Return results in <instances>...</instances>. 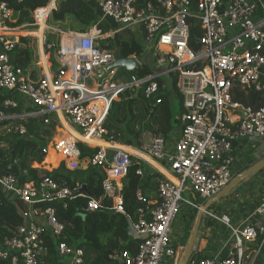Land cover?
Returning <instances> with one entry per match:
<instances>
[{
    "label": "built area",
    "instance_id": "built-area-1",
    "mask_svg": "<svg viewBox=\"0 0 264 264\" xmlns=\"http://www.w3.org/2000/svg\"><path fill=\"white\" fill-rule=\"evenodd\" d=\"M86 1L96 9L100 21L110 23V30L103 32L95 25L89 31H61L57 45H46L44 38L45 53L55 46L57 49L59 68L55 74L50 66L48 72L42 67L33 79L28 70L15 67L9 51L19 39L0 33L1 105L17 107L18 96L30 108L23 113L0 111V121L43 117L47 124L54 122L57 136L43 152L48 155L54 149L61 153L68 169H101L104 193L98 197L83 190L86 184L70 187L53 176L25 180L28 169L20 166L18 158L13 159L0 173V200L21 201L27 209L21 211L23 222L0 243V258L10 264H46L50 236L57 242L61 264H83L85 251L63 239L65 225L55 206L63 203L66 207L77 195L87 200L84 212L107 209L103 207L107 196L112 200L107 210L126 215L122 179L133 158L142 159L121 150L119 146L127 145L115 141L104 124L121 93H135L139 87L148 99L159 89L169 94L175 89L181 97L182 111L171 137L147 131L136 148L173 178L156 168L162 175L157 181L156 198L148 200L138 190V219L129 218L127 232L136 247L134 251L116 252L114 257L122 264H169V260L178 264L185 247L176 245L173 226L183 205H188L229 228L231 237L217 254L192 255L187 264H253L264 245V195L253 213L236 222L230 213L204 210L203 202L184 193L189 191L206 200L215 196L235 175V143L240 138H264V105L255 109L234 99L236 89L264 93V0ZM47 7L34 10L32 25L40 27L45 18L48 22ZM56 8L55 2L50 13ZM13 13L7 2L0 1L1 27ZM119 32H129L141 44L139 54L128 56L139 65L127 82L115 80L117 68L116 72L108 71L116 61L115 49L101 45L102 40ZM146 53H150L155 69L140 75L138 70L150 68L141 58ZM104 72L106 76L100 77ZM67 77L71 86L60 89ZM94 82L96 91L91 88ZM103 96L104 103H99ZM67 126L78 136L64 135ZM16 129L20 134L27 131L22 123ZM86 135L104 145H89L82 138ZM81 145L95 151L84 155ZM137 174L143 176V169L139 168Z\"/></svg>",
    "mask_w": 264,
    "mask_h": 264
},
{
    "label": "trees",
    "instance_id": "trees-1",
    "mask_svg": "<svg viewBox=\"0 0 264 264\" xmlns=\"http://www.w3.org/2000/svg\"><path fill=\"white\" fill-rule=\"evenodd\" d=\"M7 2L14 10V19L7 21L11 28L24 27V29H36L32 23L34 22L33 12L37 7L47 6L45 9L50 11L56 0H0ZM141 2L147 0H140ZM51 19L57 22H66L72 20L70 28L78 30H87L97 25L103 32L110 30V23L100 21L99 14L96 9L86 0H57V8L51 13ZM46 25H41L34 32H28L39 36V46L42 49V67L45 72H48L49 66L55 74L58 71L59 64L55 59V48L49 49L51 61L44 55L43 44L44 35L47 31ZM200 33L199 28L196 29ZM18 33V32H17ZM55 35V36H53ZM60 40V34L52 33L47 35L45 44L55 43L57 45ZM36 37L31 35L22 36L19 42L16 43L12 50L9 51L11 62L15 67L28 70L30 77L37 78L36 70V54L34 45ZM101 45L105 48L115 49L116 46L121 48V54L128 57L131 54L141 52V44L129 32H119L112 38H106L101 41ZM1 51V47H0ZM153 70L147 67L138 70V74L144 75ZM68 78L64 79V82ZM162 82V80H161ZM174 94H169L166 90L159 89L155 97L148 99L142 91L136 96L134 92L126 90L121 93L120 100L114 101L104 127L107 129L110 136L114 140L139 148L142 144V137L145 132L150 131L157 135H162L170 138L175 129L176 116L182 111V100L178 92L174 89ZM6 95H9L5 92ZM178 98L177 111L173 110L171 97ZM19 104L17 107L5 108L0 102V111L7 113H23L24 110L30 108L25 107L20 97L16 96ZM161 98V103H156V100ZM234 99L243 103L246 106H251L255 109L264 105V93L262 92H245L244 90L236 89ZM105 97H101L98 102L104 103ZM176 112V113H175ZM19 122L26 126L25 134H16L12 138L7 136L4 140L8 143L5 147H0V173L6 164L18 158L20 166L27 168L29 173L24 177L25 180H38L44 176H53L60 179L63 183L70 187H75L78 184H86L88 191L98 197L102 196L104 191L102 182L105 177L103 171L97 167H89L86 170L82 169H66V165L62 169L56 171L49 165V157L43 152V148L51 145V139L56 135V124L54 122L47 124L43 117H28L26 119H5L0 121V125H8L10 122ZM83 154L93 152L95 149L89 148L86 145H81ZM133 163L130 165L128 174L122 179V192L124 199V207L126 215L116 213L109 218L103 212H84L83 208L87 205V200L77 195L69 200L65 207L63 203L55 204L57 215L61 222L65 225L63 239L69 244L81 247L85 251L83 264H122L114 257L116 252H121L125 249L134 251L136 244L134 240L127 235L129 227V218L136 221L138 219V210L141 207V202L138 200L137 192L140 189L144 196L150 200L157 196V181L162 175L143 160L133 158ZM252 161L245 166L248 168ZM141 168L144 175L137 174V170ZM242 169L241 171H243ZM17 172V168L15 170ZM249 179V178H248ZM197 197V196H196ZM198 201V197L196 199ZM48 205V204H47ZM104 208L112 207V200L105 196L103 200ZM27 209V204L21 201H9L8 199L0 200V243L10 236L14 229L23 222L21 211ZM191 214L187 220L184 243L186 245L193 229L198 210L191 208ZM201 230V226H200ZM261 239H259L260 241ZM57 242L48 236V253L46 264H61L62 261L57 253ZM217 251V246L214 241L208 240L205 249V256H213ZM197 252V251H196ZM194 250L193 256L203 255ZM0 264H10L8 259L0 258ZM253 264H264V245L255 258Z\"/></svg>",
    "mask_w": 264,
    "mask_h": 264
},
{
    "label": "rangeland",
    "instance_id": "rangeland-1",
    "mask_svg": "<svg viewBox=\"0 0 264 264\" xmlns=\"http://www.w3.org/2000/svg\"><path fill=\"white\" fill-rule=\"evenodd\" d=\"M56 5H57V0H56ZM51 8V7H50ZM52 13V12H51ZM50 13V16H51ZM11 19H14V16H11ZM256 19V18H255ZM8 21V19H7ZM7 21H5V24L3 23L2 27L0 24V33L4 34L6 36H9L10 38L13 39H21L22 36H26V35H31L36 37V43L34 45L35 48V54H36V70L37 73L40 74L41 70H42V58H43V53H42V49H40L41 47L39 46V36L36 34H31L28 32H34L36 30H38L40 27L39 26H35L33 25L36 29L33 30H29V29H24L25 25L22 27H17V28H11L9 27V25L7 24ZM10 21V19H9ZM72 24V20H68V21H64V22H57L54 21L53 19H51V17H49V20L47 22V31L44 35V38L46 39L47 35H51L52 33L58 35L60 34L61 31H74V30H78V29H71L70 25ZM88 31L90 29H87ZM87 30H82V31H87ZM81 31V30H78ZM18 32V33H17ZM55 36V35H53ZM43 48H44V44H43ZM48 50H46L47 53L44 52V55H47V58L49 60V63L51 61V54L48 53ZM44 51V49H43ZM137 54V53H134ZM133 54L129 55L132 56ZM142 60L148 64V66L150 67V69L154 70L155 66H154V62L152 60V57L150 55V53H146L143 57H141ZM114 70V68L112 69ZM116 72V69H115ZM119 74V75H118ZM116 73V75H118L115 80H119L122 82H127L129 81L130 77L127 73L126 70H122L119 73ZM99 80V79H98ZM98 87V86H97ZM171 94H174L173 90L169 91ZM106 97V96H105ZM171 101H172V106H173V110L177 111V107H178V98L175 97L174 95L171 97ZM176 113V112H175ZM177 117V116H176ZM19 125V122H10L8 125H0V147H5L7 146V142L4 140L7 136L11 135V137L13 138L14 135L16 134V126ZM175 126L177 127V121H175ZM175 127V128H176ZM66 128H70V127H66ZM71 129V128H70ZM72 130V129H71ZM67 133V132H66ZM66 133H64V135H66ZM68 134V133H67ZM57 136V135H55ZM55 136L51 139L52 140L55 138ZM67 136V135H66ZM241 141L243 142H248L247 146L243 152V155L238 156V160L236 162L237 166L242 165V168L249 164L251 161L253 163H255L256 161H258L259 159L264 157V140L261 141V138L258 136H254L251 139H249L251 142H249L247 139L245 138H240ZM149 137L147 138V141H149ZM252 143V144H251ZM256 143V144H255ZM135 148V147H133ZM127 149V148H125ZM136 149V148H135ZM131 155V154H130ZM48 157H49V165L52 168H56V171H59L60 169L63 168V166L65 165V159L63 158L64 156L61 153L56 152L54 149H51L48 153ZM136 157V156H134ZM137 158V157H136ZM138 159V158H137ZM144 161V160H143ZM145 162V161H144ZM147 163V161H146ZM251 163V164H253ZM149 164V163H148ZM250 164V165H251ZM150 166L154 167L153 165L149 164ZM66 169H68L67 167H65ZM156 169V167H154ZM158 170V169H157ZM235 172V170H234ZM261 172L257 173L256 175L258 176ZM256 175L250 177L248 179V181L246 182H242L241 184H239L234 190H232V192H230L229 194L223 196L218 202L213 203L210 206V209L218 212V213H223V211H226L228 213H232V214H238L239 212V207L236 208L234 207V209L231 210V197H234V199L237 198V194H239V198H242L243 194L245 193V191L249 186L254 184L255 181V177ZM262 175H264V170L262 172ZM263 182H264V176L262 177ZM249 194V192H247V195ZM185 196L192 198L194 200L197 199L198 197V202L202 203L205 202L206 199L200 197V196H193V194L189 191L184 193ZM255 199H261V197L255 198ZM197 201V200H196ZM228 209V211H227ZM191 208L188 207V205H183L182 211L180 213V215L177 217V219L174 222V226H173V239L176 243V245L178 246H186V245H181L184 243V236H185V232H186V224H187V220L189 218V215L191 214ZM241 214V213H240ZM242 218L244 215H240ZM231 237V230L229 228H226L222 223L212 219L211 217L207 216V215H203V219H202V223H201V230L199 231V235L198 238L196 240V244L194 249H198L200 247V245L202 244V239H206V240H213L215 245L218 247H221L225 242H227ZM196 252V251H195ZM197 253V252H196ZM67 260V258H64V261ZM169 264H171L170 260H169Z\"/></svg>",
    "mask_w": 264,
    "mask_h": 264
},
{
    "label": "water",
    "instance_id": "water-1",
    "mask_svg": "<svg viewBox=\"0 0 264 264\" xmlns=\"http://www.w3.org/2000/svg\"><path fill=\"white\" fill-rule=\"evenodd\" d=\"M116 61L108 68V71L112 70L113 68H117V74L122 70H126L129 76H133V70L139 65V63L131 57H126L121 54V48L116 46L115 50ZM107 72L99 75L100 77L106 76ZM135 95H139V87L136 89ZM264 169V157L257 162L250 165L248 168L243 170L242 172L235 175L231 181L215 196L207 199L206 203L204 204V210H207L213 203L218 202L223 196L229 194L234 188H236L241 182L248 179L250 176L260 172ZM83 190L88 191V188L85 186ZM100 212L105 213L109 216V218L113 217L115 212L113 210L101 209ZM204 212L199 211L191 231L190 237L188 242L184 248L183 255L181 256L178 264H187L190 257L194 253V247L196 244V240L199 235L200 226L202 223Z\"/></svg>",
    "mask_w": 264,
    "mask_h": 264
},
{
    "label": "crops",
    "instance_id": "crops-1",
    "mask_svg": "<svg viewBox=\"0 0 264 264\" xmlns=\"http://www.w3.org/2000/svg\"><path fill=\"white\" fill-rule=\"evenodd\" d=\"M255 1H259V0H255ZM94 91H96V89H97V84L94 82L93 83V85H92V87H91ZM67 130H66V132L68 133H66V135L68 136V137H74V136H76L75 135V131L72 129H70V128H66ZM249 142H251L249 139H247ZM262 140H264V138H261V141ZM247 143L248 142H243V141H241V139L237 142V143H235V145L237 146V150H236V153H237V157L238 156H240V155H243V152H244V150H245V148H246V146H247ZM252 144V143H251ZM256 144V143H255ZM128 148H131L130 149V151H133L134 152V155L136 156V157H138V158H140V159H142V160H144L145 162L147 161V163H149V164H151V165H153L154 167H156L157 169H160V171H162L165 175H167L168 177H170V178H173L171 175H170V173H168L165 169H163V168H161L160 167V165L157 163V162H155L151 157H149L146 153H143V152H141L140 150H138V149H135V148H132V147H129V146H127ZM262 159V158H261ZM237 160H238V158H237ZM260 160V159H259ZM257 162V161H256ZM252 165V164H251ZM242 169H244V167L242 168V165H241V167L240 166H237L236 165V167H235V175H237L238 173H240V172H242L241 170ZM245 170V169H244ZM264 170V169H263ZM263 170H261L260 172V174L257 176L256 174H254V175H256V177L254 178L255 179V181H254V184L253 185H251V186H249L246 190H248V191H245V193L243 194V196H242V198H240V199H237V198H239L238 196H239V194H237V198L236 199H234V197H231V207H229V208H231V210L232 209H234V207H236V208H238L239 207V212H238V214H232L231 213V216H232V218L236 221V222H242V221H244L251 213H253V211L255 210V208H256V206L260 203V201H261V199H262V196L264 195V182H263V179H262V177L264 176V175H262V172H263ZM259 173V172H258ZM234 175V176H235ZM254 175H252V176H254ZM252 176H250V177H252ZM249 177V178H250ZM250 180V179H249ZM246 181H248V179H246L245 181H243V182H246ZM242 183V182H241ZM240 183V184H241ZM235 189V188H234ZM233 189V190H234ZM232 192V191H231ZM247 192H249V194L247 195ZM258 197H261V199H255V198H258ZM207 201V200H206ZM206 201L205 202H203L204 204L206 203ZM238 206V207H237ZM209 209H210V207H209ZM210 210H212V209H210ZM214 211V210H213ZM227 211H228V209H227ZM223 212H226V211H223ZM228 213V212H227ZM242 215H244L243 216V218L240 216L241 214ZM207 244H208V240H206L205 238L204 239H202V244L200 245V247L198 248V249H196L195 251H197V252H199V253H202L203 255H204V253H205V249H206V247H207ZM182 245V244H181ZM220 250V247H218L217 248V251H216V253H214L213 255H215V254H217L218 253V251Z\"/></svg>",
    "mask_w": 264,
    "mask_h": 264
},
{
    "label": "bare ground",
    "instance_id": "bare-ground-1",
    "mask_svg": "<svg viewBox=\"0 0 264 264\" xmlns=\"http://www.w3.org/2000/svg\"><path fill=\"white\" fill-rule=\"evenodd\" d=\"M49 10H50V8L48 9V10H44L45 11V17H46V15H47V13H49ZM42 24L43 25H46V18L45 19H43L42 20ZM68 78V81H66V82H64V80H63V82H62V84H61V86H60V89H64V88H66V87H69V86H71V81H70V79H69V77H67ZM84 95L85 94H87V91H81ZM75 135L76 136H78L77 135V133H75ZM83 138V140L86 142V143H88L89 145H104V143L102 142V141H98V140H94V139H92L91 137H90V135H86V136H83L82 137ZM119 148L121 149V150H123V151H126V152H129V153H131V154H133L134 155V152L133 151H130V149L131 148H128V147H125V146H119ZM125 148H127V149H125ZM142 152V151H141ZM144 153V152H143ZM135 156V155H134ZM111 176H113V177H116L115 176V173H111Z\"/></svg>",
    "mask_w": 264,
    "mask_h": 264
}]
</instances>
